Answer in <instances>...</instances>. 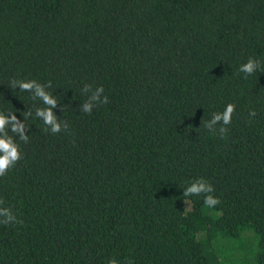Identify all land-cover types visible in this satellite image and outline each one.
Masks as SVG:
<instances>
[{
  "label": "trees",
  "instance_id": "16d2710c",
  "mask_svg": "<svg viewBox=\"0 0 264 264\" xmlns=\"http://www.w3.org/2000/svg\"><path fill=\"white\" fill-rule=\"evenodd\" d=\"M249 57L264 67V0H0V111L33 112L0 177L23 222L0 224V264H264V72L244 79ZM14 79L51 81L69 131H45ZM85 84L108 97L91 115ZM230 102L221 139L204 123ZM198 178L216 209L192 196L186 211Z\"/></svg>",
  "mask_w": 264,
  "mask_h": 264
},
{
  "label": "clouds",
  "instance_id": "9594fccd",
  "mask_svg": "<svg viewBox=\"0 0 264 264\" xmlns=\"http://www.w3.org/2000/svg\"><path fill=\"white\" fill-rule=\"evenodd\" d=\"M264 72L261 61L256 58L249 57L247 61L241 64L238 68V73L243 74V78ZM12 89H19L20 92H28L30 98L35 102L38 101L42 106L35 107L34 118L41 120L45 126V131H50L51 134L67 133L69 125L67 121H61L54 113L53 109L58 106L61 111L64 107L60 105L56 96L47 89L51 87V81L41 84L36 80L14 79L10 82ZM103 86H97L95 89L91 85L85 84L81 89V94L86 95L87 99L81 105V111L91 115L93 108L108 103V97L103 95ZM236 111L234 103H228L223 111L214 112L210 119L205 121L204 127L209 133L219 134L221 139H226L229 132V125L232 123V117ZM256 111L250 109L248 116L255 117ZM33 116L32 111L24 112L23 120L17 118L14 112L5 114L0 111V177H5L9 171L22 159V151L20 142L27 144L29 136L26 133L28 126L25 121ZM11 133V134H10ZM19 141V142H18ZM214 187L204 178H198L189 183L183 190L184 203L187 205L186 211L190 210L188 198L192 196H203V204L208 209H216V206L221 203L219 197L214 196ZM4 200L0 199V224H22L23 222L17 217L10 207H5ZM216 215H220L217 209ZM108 264H119L115 258H111ZM127 264H133L132 260H127Z\"/></svg>",
  "mask_w": 264,
  "mask_h": 264
}]
</instances>
